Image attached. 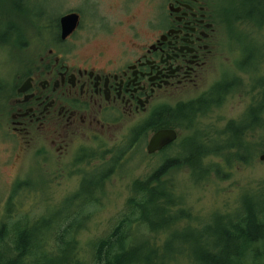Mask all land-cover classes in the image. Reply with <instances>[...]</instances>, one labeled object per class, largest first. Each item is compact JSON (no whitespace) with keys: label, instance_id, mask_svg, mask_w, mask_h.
<instances>
[{"label":"flooded vegetation","instance_id":"1","mask_svg":"<svg viewBox=\"0 0 264 264\" xmlns=\"http://www.w3.org/2000/svg\"><path fill=\"white\" fill-rule=\"evenodd\" d=\"M144 2L142 21L134 15L98 29L84 23L81 11H70L63 16L76 13L79 23L66 38L63 16L47 22L41 12L27 20L35 44L15 62L0 111L1 127L21 157L44 169L91 166L97 156L88 151L119 138L105 152L107 160L127 144L129 154L149 123L147 135L163 129L182 133L157 129L158 115L196 104L218 109L247 80L249 94L257 93L252 101L264 106V51L243 56L232 36L235 25L264 28V0H235L240 5L231 18L225 0Z\"/></svg>","mask_w":264,"mask_h":264},{"label":"rangeland","instance_id":"2","mask_svg":"<svg viewBox=\"0 0 264 264\" xmlns=\"http://www.w3.org/2000/svg\"><path fill=\"white\" fill-rule=\"evenodd\" d=\"M225 3L228 6L231 4L227 12L228 17L231 18L237 12L235 8H239L240 4H236L235 0H225ZM77 10L81 11L85 24L97 25L96 29H98L105 24L114 25L117 21L127 23L134 15L142 21L147 8L144 0H0V111L4 107L2 91L7 89L11 81L15 62L28 53L27 50V52L23 50L27 45L35 44V34L31 31L34 28L27 20H35L43 11L48 14L49 19H58L70 11ZM233 27L235 31L240 32H234L232 36L235 39L234 43L237 41V45L240 43L243 56L248 53L257 55V51L262 49L264 51V28L257 29L251 25ZM12 29L16 36L22 35L21 39L19 37L14 39L18 42V44L15 43L16 47L4 42L5 40L13 41ZM117 29L118 32H123V29L119 27ZM247 82L248 80L243 82L241 91L236 95L225 98L221 107L215 109L216 111L213 109L205 118H196L195 129L204 136V141L221 138L219 133L223 132L230 122L241 121L251 104L252 106L257 104L255 100L252 101L257 93H251L252 96L249 94ZM245 94L249 96V99ZM151 136L152 134L141 138L137 148L126 155L128 164L125 169L122 172H116L105 184L99 197L100 212L84 225V229L77 238L79 259L75 260L76 262H82V259L93 260L92 244L106 238L121 221L127 211V202L133 195L131 192L133 183L146 179L155 169L162 166L164 159L169 155L173 156L181 152L183 142L189 138L190 132L182 131L179 141L168 153L153 156H149L146 151ZM249 141L252 145L249 151L250 157L247 158L249 164L238 162L232 169L223 168V160L212 157L204 160L202 167H210L214 170L220 164L219 175L211 171L206 179H201L190 167L183 166L172 171L164 179L168 183L169 191H173L176 198L181 200L178 209L189 211L194 218L192 222L183 220L180 229L185 228L189 223L198 226V218L211 219L216 212H234L240 206L243 197L264 191V162L260 161V156L264 154V127L250 134ZM120 142V138L117 141L101 142L100 147L90 149L88 153L97 156L95 160L93 159L91 166L84 162L78 165L72 163L64 169L57 168L56 165L44 169L34 164L28 155L21 157L18 146L11 142V138L6 135L0 124V226L5 224L7 228L12 227V222L15 220L8 219V214L15 216V219L28 214L31 216L29 225L38 223L45 216L47 220L49 219L48 221H51L58 212L64 215L70 214L69 203L66 201L71 200V196L79 191L83 175L101 168L103 164L100 157L108 156L109 154L105 152ZM44 180L48 184L47 187L44 185ZM18 181L31 182L32 186L18 189L16 188L20 185ZM11 198L12 203H10ZM20 218L17 219L20 220ZM36 225L41 227V221ZM140 229H133L136 237L131 241L133 247L138 249L139 256H147L152 250L159 249L163 263L171 260L169 264H199L196 257L205 245L191 242L192 238L196 240L199 230H196L193 236L189 235V231L178 238L172 237L171 243L167 246L165 241L168 234L150 236L155 241L153 242L144 236L143 229ZM48 243L47 248L45 247L48 251L46 256L48 260L52 259V262L57 264H68L69 254H65L66 257H64L56 249L57 243L54 241ZM43 254L44 251L41 249L40 255L43 256ZM32 260L29 258L26 263L32 264ZM239 262H245V260Z\"/></svg>","mask_w":264,"mask_h":264},{"label":"trees","instance_id":"3","mask_svg":"<svg viewBox=\"0 0 264 264\" xmlns=\"http://www.w3.org/2000/svg\"><path fill=\"white\" fill-rule=\"evenodd\" d=\"M45 19L47 22L50 21L49 17H45ZM12 35L13 41L7 44L14 45L16 38L19 37L16 36L14 31ZM196 106H198V104L194 106H182L173 110L170 113L172 115L171 117H178L179 123H170L171 120L167 116L158 115L157 119L154 121V126H156L157 129L170 127L180 128V126L184 125L186 122H195L197 117H192L191 109ZM261 120V115L254 112L251 118L252 123ZM262 121H264V117ZM149 124H147L148 127L147 125L143 126L141 135L147 136L148 129L151 127ZM233 126V124H230L228 126L229 130H233ZM253 130L254 127L251 131H246L245 129L233 130L234 133L231 137L225 139L217 137L211 139V141L206 140L207 142L218 144L219 147L214 148L215 152L213 154H215L216 158L223 160V168L232 169L238 162L249 164L247 158L250 157L249 151H251L252 145L250 144L248 134H254L255 131ZM204 140V138H199L197 142L195 138H189V140H187L188 146L190 147L188 151H193V153H191L192 158L195 155L203 157L207 154L201 152L198 148L196 149L198 144H201L203 147L208 145ZM129 146L130 145L127 144L125 147L118 148L116 151L111 152L109 160H107L108 156H101L102 167L83 175L80 191L75 197L71 198V200L66 201V203H69L68 206L71 208L74 218L70 219L66 213L65 215L60 214V216H56L52 218L51 221H48L49 219L47 220L45 216L39 220L41 223H46L42 228L37 227L36 224H39V222L34 225H29L28 222L30 223L29 218L31 216L28 214V216L24 215L22 218L18 216L17 218H20V220L8 214L7 218L14 219L15 221L13 220L12 227L7 228V226L3 224L0 228V264H10L6 261L10 253H14L15 258L26 260V262L29 258H38L39 261H32V264H46L48 261V257H46L48 251L45 250V247L47 248L49 244V236L45 233V230L50 229L57 221L62 220L64 222L77 220L82 222V226L78 227L76 231L72 232L69 229L70 231L67 230V232L58 236L56 249L61 251L62 245H67L69 247H67V250H69V258L74 260V256H70V251L76 247V251L78 250L77 238L79 233L84 229V225L89 222L94 215L100 212L99 207L101 206V202L99 197L106 182L109 181L116 172L119 173L125 169L126 164L124 160L128 154ZM182 156L183 154H179L177 159L170 160L167 164H162V166L153 171L146 179L142 181L137 180L133 183V195L127 202V211L124 213L121 221L116 225L114 231L106 238L100 239L92 244V250L95 251V259L98 263L139 264L140 259L144 258L147 260L146 258H151V256H139L138 249L133 247L134 245L131 242L133 238L136 237L133 229L141 228L143 229V235L151 241H153L150 237L152 235L168 234L165 241L167 246L171 243L172 237L178 238L181 235H186L189 231L191 232H189V235L191 234V236H193L195 235V231L199 230L196 240L192 238L191 241L198 242L199 244L203 243L205 245L204 249L200 251L199 255L196 257L199 264H264V191L253 196L243 197L240 206L234 212L212 213L211 219L206 220L205 218L201 220V218H198V226L189 223L185 228L180 229L183 220L192 222L191 220L194 218L189 211L178 209L181 200L176 198L173 191H169L168 183L165 182L164 179H166L172 171L183 166L190 167L201 179H206L211 171L218 175L220 173V164L217 165L214 170L210 167L203 168L202 162L205 159L193 162L188 157V160H190L189 164L182 165L180 161ZM89 178H93L97 182L98 185L94 188L97 187L101 192L98 194L94 193L91 197L88 196V198H86L84 191L88 188ZM22 187L26 188L25 185L22 184L18 185L16 188L20 189ZM144 189L147 191L143 192L142 196H140V193ZM159 189L164 190L163 196L158 195ZM256 197L261 199H257ZM12 200L11 198L10 203H12ZM154 210L158 212L156 216L152 214ZM71 226L74 227V225ZM15 239L18 242L15 243ZM13 241L16 246H14L12 250L5 247V245ZM186 242H190V240H186ZM41 249L44 251L43 256L40 255ZM151 252L155 261L161 260V262H163L159 249L152 250ZM241 260H245V262H239ZM170 261L171 260L166 264L171 263Z\"/></svg>","mask_w":264,"mask_h":264},{"label":"bare ground","instance_id":"4","mask_svg":"<svg viewBox=\"0 0 264 264\" xmlns=\"http://www.w3.org/2000/svg\"><path fill=\"white\" fill-rule=\"evenodd\" d=\"M12 31H13V29H12ZM22 35H20L19 36V38L21 39L22 37H21ZM5 43H8V42H10V40H5L4 41ZM16 44H18V42H15ZM213 110V108H212V105L210 106V105H208V106H203V107H199V106H196V107H194V108H192L191 109V115H192V117H203V118H205V117H207V115H208V113L210 112V111H212ZM259 113L260 115L264 112V106H261V105H258V104H256V105H254L253 107H251V108H249L248 109V111L245 113V118H246V122H242V121H239V122H230V124H233L234 126V128H232L233 130H246V131H251L252 130V128L254 127V130L253 131H257V130H260V129H262L263 127H264V121H257V122H254V123H252V121H251V118H252V115H253V113ZM161 116H167L170 120H171V122L170 123H179L178 121H179V119H178V117H171L172 115L171 114H163V115H161ZM229 124V125H230ZM228 125V126H229ZM180 129L182 130V131H186V132H190V136H189V138H195L196 139V142L197 141H199V138H204V136H202L201 134H199V132L195 129V122H186L184 125H181L180 126ZM233 130H229V128L227 127L223 132H220L219 133V135L222 137V138H228V137H231L232 135H233V133H234V131ZM145 137V135H141V138H144ZM141 138H140V140H141ZM189 138H187L186 140H185V144H184V142H183V144H184V148H183V152H178V153H176L175 155H173V156H168V157H166L165 159H164V161H163V165L164 164H167V163H169L170 162V160H175V159H177L178 158V155L179 154H183V156L181 157V159H180V161L182 162H180L182 165H187V164H189V161L190 160H188V157L194 162V161H196V160H200V161H202V160H206V159H209V158H212V157H210V156H214L215 158H216V156H215V154H213L214 152H215V150H214V148L215 147H219L218 146V144H213L212 142H206L208 145L206 146V147H203V146H201V144H198L197 146H196V149L198 148L201 152H203V153H207L206 155H204L203 157H200V156H194L193 158H192V154L191 153H193V151H188V142H187V140H189ZM151 139V138H150ZM179 139H180V137L177 139V141H175L174 143H172L171 145H169L168 147H170V146H172L173 144H175V143H177L178 141H179ZM150 141V140H149ZM149 143V142H148ZM138 144H139V142L135 145H132V146H135V148L134 149H136L137 148V146H138ZM209 144H212V145H209ZM147 146H148V144H147ZM147 146H146V151H147ZM174 146V145H173ZM172 146V147H173ZM168 147H166L165 149H163L162 151H160V152H158V153H156L155 155H157V154H160V153H168L169 152V150L172 148V147H170V148H168ZM183 147V146H182ZM148 154V153H147ZM149 156H153V155H149ZM125 164L127 165L128 164V159H127V157H125ZM155 170H157V169H155ZM154 170V171H155ZM196 174V173H195ZM197 175V174H196ZM198 176V175H197ZM88 183H89V185H88V188L84 191V194H85V196H86V198H88V196L89 197H91V195L92 194H94V193H96V194H98V193H100L101 191H100V189H97V187L96 188H94L95 186H97L98 184H97V182L93 179V178H89L88 179ZM99 187V186H98ZM104 187H105V185H104ZM103 190H104V188H103ZM102 190V191H103ZM147 190L146 189H144L141 193H140V196H142V193L143 192H146ZM131 192L133 193V188L131 189ZM140 192V191H139ZM163 194H164V190H160L159 189V192H158V195H162L163 196ZM141 198V197H140ZM154 198H155V196H154ZM70 210H71V208H70ZM152 214L154 215V216H156L157 214H158V212L157 211H153L152 212ZM68 216H69V218L71 219V218H74L73 216H72V212H70V214H68ZM64 221L62 220V221H57L56 222V224H55V226H52L50 229H46L45 230V233L49 236V241L51 242V241H54L55 243H58V236L60 235V234H64V232H67V230H71L72 232H74V231H76V229H78V227H81L82 226V222H80V221H66V222H64ZM42 225H41V227L43 228L44 226H45V224L46 223H41ZM71 225H74V227H72ZM71 226V227H70ZM2 226H0V228H1ZM116 228V227H115ZM114 228V229H115ZM114 229H113V231H114ZM69 230V231H70ZM112 231V232H113ZM16 242H18V241H16V239H15V243ZM14 243V241L12 242V243H9V244H7V245H5V247L6 248H8V249H10V250H12L13 248H14V246H16V244ZM17 245H18V243H17ZM20 245V244H19ZM68 246L67 245H62V249H61V251L59 252L61 255H65V254H69V250H67L68 248H67ZM76 249H77V247L76 248H74L73 250H71L70 251V256H72L73 254V256L75 257V259L74 260H72V259H69L70 261H67V263L68 264H102V263H98L97 261H96V259H95V251H93L92 250V247H91V255H92V258H93V260L92 261H87V260H83L82 259V262H76L75 260H77V259H79V257H77L78 255H77V251H76ZM76 251V252H75ZM75 252V253H74ZM76 254V255H75ZM15 255H17V254H15ZM147 256H151V258H146L147 260H145L144 258H142V259H140V262H139V264H166V263H168V262H165V263H163V262H156L155 261V258L152 256V252H151V254H149V255H147ZM64 257H66V256H64ZM73 257V258H74ZM142 257H144V256H142ZM29 260V259H28ZM38 260V258H34L32 261L33 262H36ZM6 261L8 262V263H10V264H24V263H26V260H19V259H17V258H15L14 257V253H10L9 255H8V258L6 259ZM39 261V260H38ZM46 264H57V263H54V262H52V259L51 260H48L47 262H46Z\"/></svg>","mask_w":264,"mask_h":264},{"label":"water","instance_id":"5","mask_svg":"<svg viewBox=\"0 0 264 264\" xmlns=\"http://www.w3.org/2000/svg\"><path fill=\"white\" fill-rule=\"evenodd\" d=\"M79 23V15L76 13L66 15L61 19L63 38L68 37L76 29ZM179 132L175 129H163L155 133L147 146L148 155H155L162 151L179 138ZM260 161L264 162V154L260 156Z\"/></svg>","mask_w":264,"mask_h":264}]
</instances>
